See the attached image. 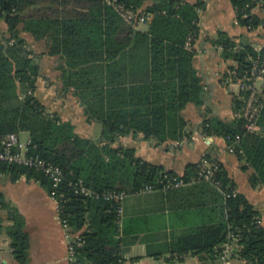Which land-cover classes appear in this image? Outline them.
Masks as SVG:
<instances>
[{"label":"trees","instance_id":"1","mask_svg":"<svg viewBox=\"0 0 264 264\" xmlns=\"http://www.w3.org/2000/svg\"><path fill=\"white\" fill-rule=\"evenodd\" d=\"M116 1L151 17L143 27L129 23L106 0H0V15L8 24L0 40V149L7 134L27 131L31 138L29 153L64 170L61 217L84 240L82 246H77L72 264L124 261L122 227L115 205L76 193L72 183L81 179L95 191L135 194L147 185L161 189L160 180L166 175H182L187 182L172 188L173 195L197 190L211 196L208 203L200 200L188 204V212L210 214L196 224V232L174 243L180 253H221L224 244L235 238L233 243L240 248L242 264H264V225L259 211L236 189V182L222 162L213 176L205 179L199 177L200 162L189 164L180 174L145 160L135 147L115 145L127 135L142 134L157 143L180 141L188 135L184 109L189 103L204 104L205 85L196 66V42L205 1ZM231 2L241 25L250 30L264 29V17L255 10L264 8V0ZM23 32L36 40H47L50 54L59 56L57 68L64 88L73 90L85 105L89 121L102 123L100 138L81 135L71 120L49 109L38 97L41 69ZM213 43L221 46L224 57L236 61L229 67L227 79L234 70L238 76H250L253 59L264 55V46L256 47L224 31ZM238 44L240 48L236 49ZM262 94L264 104V83ZM243 105L239 96L235 111ZM263 120L264 105L259 126ZM201 131L207 136L225 137L228 144H234L235 153L255 169L251 183H264L263 133L247 130L245 119L238 116L230 120L206 118ZM237 134L241 140L234 142ZM206 157L217 160L209 154ZM0 171H8L13 179L21 175L35 178L51 189L49 177L34 168L3 163ZM13 218L15 222L8 233L16 258L26 263L30 246L25 221L18 211ZM128 221H124V234L128 233Z\"/></svg>","mask_w":264,"mask_h":264},{"label":"crops","instance_id":"2","mask_svg":"<svg viewBox=\"0 0 264 264\" xmlns=\"http://www.w3.org/2000/svg\"><path fill=\"white\" fill-rule=\"evenodd\" d=\"M203 1L206 6L200 11L201 33L196 42V66L205 85L204 104L189 103L184 109L188 135L183 140L165 143L146 139L142 134L127 135L120 137L115 145L135 147L137 154L145 160L162 164L166 169L180 174L185 172L189 164L200 162L209 154L223 163L236 182V189L245 194L259 211V219L264 225V183L253 185L250 180L255 169L246 158L229 151L225 137L207 136L201 131L206 118H235L234 104L239 97L237 86L230 84L226 77L229 67L236 65V61L224 57L221 46L214 44L213 40L220 31H224L238 40L245 39L256 47H263L264 37L260 38L259 35L264 30H250L241 25L231 0ZM7 29V22L0 15V34L6 33ZM22 34L40 65L42 76L38 80V97L49 109L59 112L65 120H71L81 135L100 138L102 130L95 132L96 121L88 120L85 105L74 95L73 90L64 88L61 71L57 68L59 56L50 54L47 40H36L28 32ZM44 76L50 77L52 83L46 84ZM263 83V80H258L259 85ZM258 131L264 134V122ZM18 135L24 141L30 138L27 131ZM171 190L175 189L128 194L120 235L124 264H242L238 254L240 248L235 244L229 251L225 243L221 253H180L176 249L174 243L196 232V224L210 214L207 212L201 216L194 211L188 212V204L200 200L208 203L211 196L197 190L191 194L173 195ZM184 206H187L186 209ZM15 211L22 215L29 235V258L26 263L16 258L8 233L9 227L15 222ZM0 219L3 221L0 227V262L3 264H72L69 249L75 237L71 235L72 231L63 226L57 201L51 196L50 189L37 179L26 175L13 179L8 171H0ZM126 219H129L128 233L124 234Z\"/></svg>","mask_w":264,"mask_h":264},{"label":"built area","instance_id":"3","mask_svg":"<svg viewBox=\"0 0 264 264\" xmlns=\"http://www.w3.org/2000/svg\"><path fill=\"white\" fill-rule=\"evenodd\" d=\"M109 4L113 5L115 10L129 23L141 25L148 21L151 17L149 13L134 11L126 7L123 3H119L116 0H106ZM2 36L0 34V40ZM188 42V46H190ZM239 44L236 45V49H239ZM232 75L227 79L230 84H235L239 91V96L243 99L244 105L242 108L236 112V116L245 119V127L249 131H258V119L263 110V85L258 84V80L264 81V55H259L257 58L253 59V68L250 76H238L237 72L234 70L231 72ZM32 92L31 90L29 91ZM231 137H228L230 139ZM241 140V135L237 134L234 142ZM2 148L0 149V165L3 163L7 164H19L34 168L38 171L45 173L51 182L50 194L56 199L58 210L61 215L62 201L65 198V193L61 192V184L64 180L65 174L62 167L56 165L47 159L41 157L40 155H34L29 153V147L31 145V138L24 141L20 139L19 135L15 132L7 134L2 141ZM228 149L231 152H235V145L228 144ZM219 166L218 160H210L208 157H204L200 161V171L199 177L210 179L215 170ZM162 184L161 189H172L185 186L187 182L182 175H166L160 180ZM76 193L83 194L86 197L94 199H104L106 201L112 202L115 205L116 213L118 215V221L122 226L123 217L125 214L124 203L128 196L125 191L118 190H106L103 192L95 191L90 187L84 185L83 181L80 179L75 183H72ZM158 189L154 185H147L140 192L153 191ZM236 193V192H235ZM63 226L72 231V227L67 221V219L62 218ZM261 222V221H260ZM3 225L2 219H0V227ZM74 239L70 245L69 255L70 259L73 261L76 259V248L77 246H82L84 243L83 237L78 232H73ZM237 241L235 238L232 242H228V250H232L233 242ZM0 264H3L0 262ZM119 264H124L120 262Z\"/></svg>","mask_w":264,"mask_h":264},{"label":"rangeland","instance_id":"4","mask_svg":"<svg viewBox=\"0 0 264 264\" xmlns=\"http://www.w3.org/2000/svg\"><path fill=\"white\" fill-rule=\"evenodd\" d=\"M255 10H257V12L261 15V16H263L264 17V8L263 7H257ZM144 26V24L143 25H141V27H143ZM264 30V29H263ZM260 36V38H263L264 37V32H262V34H260L259 35ZM264 39V38H263ZM44 80H46V84H51L52 83V80H51V78L50 77H46V76H44ZM43 88V87H42ZM45 88V87H44ZM55 96V95H54ZM96 128H95V132H98V131H101L102 130V128H103V125H102V123H100V122H97L96 121ZM95 136H96V133L94 134Z\"/></svg>","mask_w":264,"mask_h":264}]
</instances>
